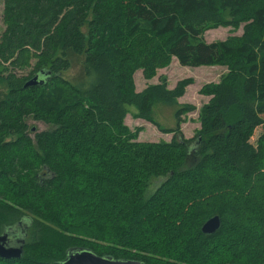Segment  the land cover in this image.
I'll return each mask as SVG.
<instances>
[{
	"label": "trees",
	"instance_id": "obj_1",
	"mask_svg": "<svg viewBox=\"0 0 264 264\" xmlns=\"http://www.w3.org/2000/svg\"><path fill=\"white\" fill-rule=\"evenodd\" d=\"M2 23L0 235L27 229L21 257L0 264H62L73 248L142 264H264V173L250 141L264 123V0H3ZM240 25V37L203 40ZM172 59L228 73L201 90L210 100L191 139L184 106L160 129L169 143H137L127 107L156 125L153 107H176L193 80L136 92L134 75L149 81ZM35 76L43 83L25 87ZM212 217L220 227L203 235Z\"/></svg>",
	"mask_w": 264,
	"mask_h": 264
},
{
	"label": "rangeland",
	"instance_id": "obj_2",
	"mask_svg": "<svg viewBox=\"0 0 264 264\" xmlns=\"http://www.w3.org/2000/svg\"><path fill=\"white\" fill-rule=\"evenodd\" d=\"M2 9L3 0H0V36L4 30L2 23ZM243 33V27L240 25L234 29L232 27H217L206 31L203 35V40L207 43H214L224 41L229 37H240ZM36 61L33 60L31 63L34 64ZM30 69L17 71V74L21 76H27ZM79 72V66L72 68L69 72L63 74V77L72 81L77 77ZM228 73L226 67L212 66V67H199L189 68L181 67L177 62L172 59L171 63L164 69L156 70V75L149 81H146L143 77L142 71H137L134 75V84L136 92L142 91L148 85H156L159 81L165 79L167 88L172 90L176 83L181 80L191 79L193 80L192 85L186 88L184 95L176 100V107L170 106H154L152 110L151 123L136 119V110L134 107H127L128 114L123 121V128L130 134L134 133L136 129H140L138 136L136 137L137 143H169L172 138V133H163L161 130H172L175 128L174 115L179 108L184 106H192L194 110L191 113H186L181 117L182 124L180 130L184 139H191L195 132L199 130L200 124L198 122V113L203 105L207 104L210 97L200 94L204 86L210 84H217L221 81ZM27 126L29 129L34 128V133L45 132L49 130L47 125L40 122H34L27 120ZM29 136L32 138L33 134ZM251 140L254 143L260 145L258 159L260 162L259 170L264 173V123L259 125L258 128H254L251 132ZM161 180L153 182L151 189L160 184Z\"/></svg>",
	"mask_w": 264,
	"mask_h": 264
},
{
	"label": "water",
	"instance_id": "obj_3",
	"mask_svg": "<svg viewBox=\"0 0 264 264\" xmlns=\"http://www.w3.org/2000/svg\"><path fill=\"white\" fill-rule=\"evenodd\" d=\"M43 81L39 79V76H35L28 82H26L25 87H31L38 84H42ZM35 132V129H31ZM220 227V220L218 217H212L206 221L201 227V233L203 235H212ZM11 229L15 236L18 238L16 245H11L8 241L6 232L0 235V259L4 261H15L21 257L23 249V236L27 229V224L18 223L12 226ZM6 229L5 231H7ZM62 264H142L136 261H126V260H114L110 257H99L92 252L85 249H69L66 252L65 259Z\"/></svg>",
	"mask_w": 264,
	"mask_h": 264
},
{
	"label": "flooded vegetation",
	"instance_id": "obj_4",
	"mask_svg": "<svg viewBox=\"0 0 264 264\" xmlns=\"http://www.w3.org/2000/svg\"><path fill=\"white\" fill-rule=\"evenodd\" d=\"M8 237V241L11 245H16V243L18 242V238L17 236L14 235L13 231L11 229H8L7 231H5ZM3 232V234L5 233ZM2 235V234H1ZM24 240H23V244L25 242V238H26V234H24L23 236Z\"/></svg>",
	"mask_w": 264,
	"mask_h": 264
}]
</instances>
